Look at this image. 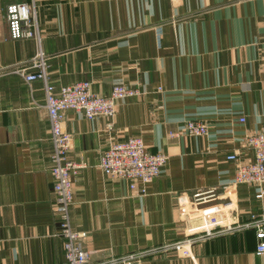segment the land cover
Listing matches in <instances>:
<instances>
[{
  "label": "crops",
  "instance_id": "crops-1",
  "mask_svg": "<svg viewBox=\"0 0 264 264\" xmlns=\"http://www.w3.org/2000/svg\"><path fill=\"white\" fill-rule=\"evenodd\" d=\"M29 1L0 0V68L35 53L32 40L10 38L5 18L8 5ZM36 12L56 90L89 82L108 96L120 82L138 91L112 120L63 115L79 166L71 224L86 233L91 264L264 215L259 189L235 184L236 163L226 159L237 152L252 162L245 137L264 129V0H39ZM44 103L41 81L0 76V264L64 261ZM188 120L207 123L208 134L177 135ZM131 137L168 158L144 194L98 166L109 143ZM256 246L243 230L195 244L190 257L142 264H264Z\"/></svg>",
  "mask_w": 264,
  "mask_h": 264
},
{
  "label": "built area",
  "instance_id": "built-area-1",
  "mask_svg": "<svg viewBox=\"0 0 264 264\" xmlns=\"http://www.w3.org/2000/svg\"><path fill=\"white\" fill-rule=\"evenodd\" d=\"M39 0L29 3H13L6 7L5 18L9 36L13 40L28 39L35 44L34 55L26 61L0 68V76L15 74L27 84L41 81L44 85V107L48 114L50 141V175L54 193V211L59 223L58 235L62 239L64 261L61 264H91L90 252L83 247L85 232H78L71 224L70 210L74 204L72 177L78 170L77 165L69 159L72 137L64 129L63 115L66 111L81 114L87 120L115 116L117 104L126 98L136 96L138 91L117 82L108 96L92 92L89 82H79L62 86L58 90L48 80L49 58L43 50V36L38 27L36 10ZM244 122L243 118L239 119ZM112 129L110 123L107 124ZM207 123L188 120L182 124L179 134L190 137H203L208 134ZM243 147L253 155L252 162H241L238 153L229 154L226 159L236 163L235 184H250L259 189L256 198H264V129L245 137ZM167 156L147 151L139 137H131L124 142L109 143L99 159V168L107 179L123 180L130 188L140 194L146 192L147 186L159 176L167 163ZM253 230L257 240L256 253L264 255V215L252 214L244 223H229L224 226L215 224L213 228L195 232L187 237L160 246L141 250L120 258H113L101 264H142L150 257L160 255H177L190 257L192 246L216 237L243 230Z\"/></svg>",
  "mask_w": 264,
  "mask_h": 264
}]
</instances>
